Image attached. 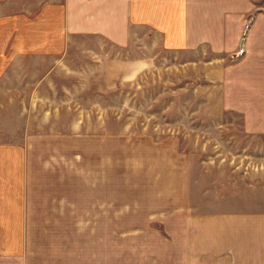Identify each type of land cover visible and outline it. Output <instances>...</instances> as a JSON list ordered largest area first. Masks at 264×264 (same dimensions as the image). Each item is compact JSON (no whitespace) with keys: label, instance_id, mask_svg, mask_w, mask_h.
<instances>
[{"label":"crops","instance_id":"0c3cea01","mask_svg":"<svg viewBox=\"0 0 264 264\" xmlns=\"http://www.w3.org/2000/svg\"><path fill=\"white\" fill-rule=\"evenodd\" d=\"M263 51L264 0H0V264H264V146L237 153L254 166L203 161L201 191L164 211L79 193L77 159L159 60L225 76L230 56L263 65ZM254 91L221 107L247 110ZM186 168L166 187L189 188Z\"/></svg>","mask_w":264,"mask_h":264},{"label":"rangeland","instance_id":"374dc122","mask_svg":"<svg viewBox=\"0 0 264 264\" xmlns=\"http://www.w3.org/2000/svg\"><path fill=\"white\" fill-rule=\"evenodd\" d=\"M230 57L232 63L224 67L225 76L219 75L215 67L219 63L212 59L198 69L190 65L165 67L159 60L155 75L142 80L146 90L141 99H131L135 107L111 109L110 124L104 126V133H95L98 140L78 143L79 193L126 198L142 204L152 202L153 207L164 211L167 196L196 193L198 171L206 165L203 161L213 164L220 151L225 153L226 164L234 166L240 161L241 166L258 165L260 158H237V153L253 155L264 146V61L263 65L259 61L251 66L244 57ZM259 58L264 60V51ZM237 65L238 70L243 66L246 75L237 76L231 71ZM202 70L205 77L198 75ZM249 89L256 91L239 95L251 108L230 113L221 107L235 100L238 90ZM243 116L247 122L253 117L256 121L241 124ZM220 121L232 123H217ZM178 164L187 167L189 188L185 191L176 182L173 188L166 187L169 178L171 185L173 175L183 176L178 171L171 172L178 169ZM102 185L104 190L94 194L95 188Z\"/></svg>","mask_w":264,"mask_h":264}]
</instances>
